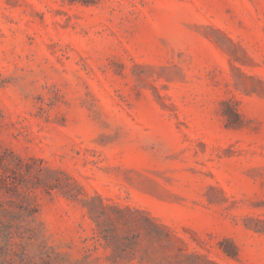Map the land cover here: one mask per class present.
Masks as SVG:
<instances>
[{
  "label": "rangeland",
  "instance_id": "rangeland-1",
  "mask_svg": "<svg viewBox=\"0 0 264 264\" xmlns=\"http://www.w3.org/2000/svg\"><path fill=\"white\" fill-rule=\"evenodd\" d=\"M0 156V264H264V0H0Z\"/></svg>",
  "mask_w": 264,
  "mask_h": 264
},
{
  "label": "trees",
  "instance_id": "trees-1",
  "mask_svg": "<svg viewBox=\"0 0 264 264\" xmlns=\"http://www.w3.org/2000/svg\"><path fill=\"white\" fill-rule=\"evenodd\" d=\"M70 3H74V2H80L84 5H90V4H94L95 0H68ZM0 165H4V159L0 156ZM16 166V165H14ZM6 169H8V167L5 168H0V185H6L8 184L9 180H8V175L6 173ZM1 188V186H0ZM71 197H75V196H71ZM25 210V209H23Z\"/></svg>",
  "mask_w": 264,
  "mask_h": 264
}]
</instances>
